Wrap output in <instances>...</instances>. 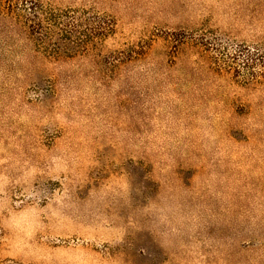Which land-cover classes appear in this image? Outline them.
Here are the masks:
<instances>
[{"label":"rangeland","instance_id":"obj_1","mask_svg":"<svg viewBox=\"0 0 264 264\" xmlns=\"http://www.w3.org/2000/svg\"><path fill=\"white\" fill-rule=\"evenodd\" d=\"M0 264H264V0H0Z\"/></svg>","mask_w":264,"mask_h":264},{"label":"trees","instance_id":"obj_2","mask_svg":"<svg viewBox=\"0 0 264 264\" xmlns=\"http://www.w3.org/2000/svg\"><path fill=\"white\" fill-rule=\"evenodd\" d=\"M33 17L37 18V22H35V26H34V29L37 28V29H41L43 27V22H44V19L43 18H40V16L38 15V13L34 12L33 14ZM69 18H72V17H69ZM56 21V19L54 20ZM68 25V24H67ZM69 25H72V26H75L74 25V21L73 23H70Z\"/></svg>","mask_w":264,"mask_h":264}]
</instances>
